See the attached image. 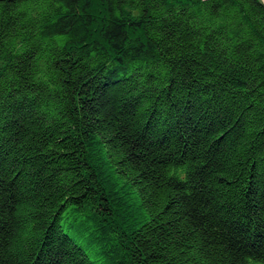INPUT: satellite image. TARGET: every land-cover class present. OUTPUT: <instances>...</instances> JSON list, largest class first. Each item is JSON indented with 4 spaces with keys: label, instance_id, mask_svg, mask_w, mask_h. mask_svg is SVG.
Here are the masks:
<instances>
[{
    "label": "trees",
    "instance_id": "16d2710c",
    "mask_svg": "<svg viewBox=\"0 0 264 264\" xmlns=\"http://www.w3.org/2000/svg\"><path fill=\"white\" fill-rule=\"evenodd\" d=\"M0 264H264L262 0H0Z\"/></svg>",
    "mask_w": 264,
    "mask_h": 264
},
{
    "label": "water",
    "instance_id": "95a60500",
    "mask_svg": "<svg viewBox=\"0 0 264 264\" xmlns=\"http://www.w3.org/2000/svg\"><path fill=\"white\" fill-rule=\"evenodd\" d=\"M262 2L264 3V0H262Z\"/></svg>",
    "mask_w": 264,
    "mask_h": 264
}]
</instances>
